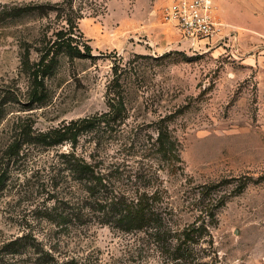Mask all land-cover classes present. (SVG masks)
<instances>
[{
	"label": "rangeland",
	"instance_id": "1",
	"mask_svg": "<svg viewBox=\"0 0 264 264\" xmlns=\"http://www.w3.org/2000/svg\"><path fill=\"white\" fill-rule=\"evenodd\" d=\"M169 1L0 0V151L18 118L46 131L107 112L121 95L126 112L105 130L99 153L140 168L143 148L165 119L182 159L175 172L160 171L176 221H194L205 187L216 185V199L226 195L212 227L214 245L203 244L200 263L264 264V5L235 2L228 21L217 17L219 40L192 45L164 23ZM59 32L92 52L60 50L45 76L46 100L31 103L32 75L24 60L38 61ZM96 141L83 136L78 152L94 153ZM46 153L11 162L0 192V244L33 231L47 244L60 235L81 255L80 264L124 257V237L107 226L57 234L56 225L37 216L55 203L54 190L69 197L52 187L42 162Z\"/></svg>",
	"mask_w": 264,
	"mask_h": 264
},
{
	"label": "trees",
	"instance_id": "2",
	"mask_svg": "<svg viewBox=\"0 0 264 264\" xmlns=\"http://www.w3.org/2000/svg\"><path fill=\"white\" fill-rule=\"evenodd\" d=\"M60 50L90 55L92 47L85 44L81 48L71 36L59 32L43 46L38 61L31 64L26 58L24 66L32 75L31 103L46 100L45 76L52 71ZM125 112L120 95L111 100L107 112L62 122L46 131L35 130L30 120L18 118L0 151V192L10 177L11 162H19L25 155L28 158L35 151L47 152L48 158L42 162L44 170L48 167L52 173L49 181L69 197H60L61 191L53 189L55 203L37 216L56 225L57 234H70L73 229L84 232L92 225L109 227L125 240L124 257L110 264H201L206 250L203 244L214 245L212 227L218 224L217 209L226 203V195L216 199L211 196L216 185L205 187L203 198L197 200L199 215L190 223L179 224L175 209L165 202L167 189L160 175L161 170L175 172L182 163L165 119L157 123L153 143L143 148L145 162L138 169L111 161L97 150L105 130L113 128ZM85 135L97 140L94 153L87 156L78 152ZM49 240L45 243L33 231L5 240L0 244V264H80L81 255L66 246L60 235Z\"/></svg>",
	"mask_w": 264,
	"mask_h": 264
},
{
	"label": "built area",
	"instance_id": "3",
	"mask_svg": "<svg viewBox=\"0 0 264 264\" xmlns=\"http://www.w3.org/2000/svg\"><path fill=\"white\" fill-rule=\"evenodd\" d=\"M216 5L215 0H170L162 18L192 45L207 44L219 40L221 34Z\"/></svg>",
	"mask_w": 264,
	"mask_h": 264
},
{
	"label": "crops",
	"instance_id": "4",
	"mask_svg": "<svg viewBox=\"0 0 264 264\" xmlns=\"http://www.w3.org/2000/svg\"><path fill=\"white\" fill-rule=\"evenodd\" d=\"M216 4L219 6L218 17H222L224 20L228 21L229 17H232V9L230 6L235 2L241 3V5H264V0H215ZM235 5V4H234ZM243 10H238V12L242 13ZM235 12V11H234ZM264 27V25H263Z\"/></svg>",
	"mask_w": 264,
	"mask_h": 264
}]
</instances>
